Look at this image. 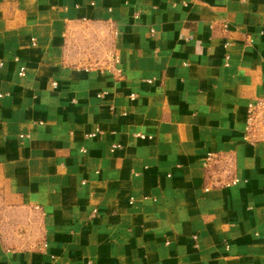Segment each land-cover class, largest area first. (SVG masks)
<instances>
[{
    "label": "crops",
    "instance_id": "1",
    "mask_svg": "<svg viewBox=\"0 0 264 264\" xmlns=\"http://www.w3.org/2000/svg\"><path fill=\"white\" fill-rule=\"evenodd\" d=\"M256 101L264 0H0V264H264Z\"/></svg>",
    "mask_w": 264,
    "mask_h": 264
},
{
    "label": "built area",
    "instance_id": "2",
    "mask_svg": "<svg viewBox=\"0 0 264 264\" xmlns=\"http://www.w3.org/2000/svg\"><path fill=\"white\" fill-rule=\"evenodd\" d=\"M186 33L184 34V37H186ZM24 70L21 69L18 73L20 77L23 76ZM131 99L133 100V96H131ZM264 112V101H256L254 103L248 104L246 106V114H245V122H244V133H245V138L250 136L252 134L253 128H254V123L260 114H263ZM90 137H93L91 134ZM140 138H142L140 136ZM119 148L118 146H113L112 149H117ZM213 159V156L211 154H208L206 156L205 162L203 163V167H207L209 162ZM235 182H233L234 184ZM264 244V242H263ZM46 245L41 246V249H44Z\"/></svg>",
    "mask_w": 264,
    "mask_h": 264
}]
</instances>
